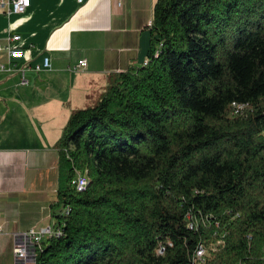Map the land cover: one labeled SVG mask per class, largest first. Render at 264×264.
I'll return each mask as SVG.
<instances>
[{
	"label": "trees",
	"instance_id": "1",
	"mask_svg": "<svg viewBox=\"0 0 264 264\" xmlns=\"http://www.w3.org/2000/svg\"><path fill=\"white\" fill-rule=\"evenodd\" d=\"M151 22L147 62L55 143L61 232L33 264H187L215 231L206 264H264V0H155Z\"/></svg>",
	"mask_w": 264,
	"mask_h": 264
},
{
	"label": "crops",
	"instance_id": "2",
	"mask_svg": "<svg viewBox=\"0 0 264 264\" xmlns=\"http://www.w3.org/2000/svg\"><path fill=\"white\" fill-rule=\"evenodd\" d=\"M155 0H30L21 14L0 9V264H22L13 254L20 236L53 226L59 139L72 112L96 102L115 74L148 60ZM49 57L50 70L33 66ZM86 60V67L75 69ZM24 67L26 83L18 69Z\"/></svg>",
	"mask_w": 264,
	"mask_h": 264
},
{
	"label": "built area",
	"instance_id": "3",
	"mask_svg": "<svg viewBox=\"0 0 264 264\" xmlns=\"http://www.w3.org/2000/svg\"><path fill=\"white\" fill-rule=\"evenodd\" d=\"M82 0H77V2H81ZM30 0H0V9L3 11L5 15L11 14H21L25 12V10L29 7ZM152 26V22L149 21L147 27L150 28ZM20 40V36L14 35L8 38V44L6 46H0V51H4L8 57V63L11 64V60L22 59L25 54L24 51L20 48L14 47L13 44ZM86 67V60L81 59L77 62L75 69H82ZM13 68L5 67L3 64H0L1 71H12ZM51 63L49 57H43L41 64H36L33 66V70L38 72L41 70H50ZM19 73L22 77V83H26V79L24 77L25 68L21 67L18 69ZM245 109H233L234 115H241ZM81 183H82V175L79 172L76 173L72 184L75 186L77 191H81ZM66 209V208H65ZM186 219L189 223V228H193L192 221L190 219V215L186 216ZM217 225V224H216ZM59 229H54L53 226H47L41 228L40 230L34 232H26L20 236L21 243L15 245L13 248V254L17 261L22 264H32L33 263V252L36 244H39L42 240L46 238H50L51 235H59ZM226 233H218L214 232L213 240L207 242H199L193 250V258H188L187 264H206L210 255L216 251L220 246L224 244V238ZM160 246L157 248V250ZM156 250V251H157Z\"/></svg>",
	"mask_w": 264,
	"mask_h": 264
},
{
	"label": "bare ground",
	"instance_id": "4",
	"mask_svg": "<svg viewBox=\"0 0 264 264\" xmlns=\"http://www.w3.org/2000/svg\"><path fill=\"white\" fill-rule=\"evenodd\" d=\"M85 183H86V180L84 178H82L81 186L85 185Z\"/></svg>",
	"mask_w": 264,
	"mask_h": 264
},
{
	"label": "rangeland",
	"instance_id": "5",
	"mask_svg": "<svg viewBox=\"0 0 264 264\" xmlns=\"http://www.w3.org/2000/svg\"><path fill=\"white\" fill-rule=\"evenodd\" d=\"M95 103V102H94ZM94 103H92V105L94 104ZM233 109V108H232ZM233 111V110H232ZM234 115V114H233Z\"/></svg>",
	"mask_w": 264,
	"mask_h": 264
},
{
	"label": "water",
	"instance_id": "6",
	"mask_svg": "<svg viewBox=\"0 0 264 264\" xmlns=\"http://www.w3.org/2000/svg\"><path fill=\"white\" fill-rule=\"evenodd\" d=\"M33 264V263H32Z\"/></svg>",
	"mask_w": 264,
	"mask_h": 264
}]
</instances>
